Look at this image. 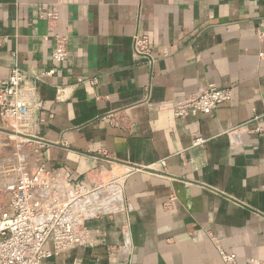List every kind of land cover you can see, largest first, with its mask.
<instances>
[{"label":"crops","instance_id":"1","mask_svg":"<svg viewBox=\"0 0 264 264\" xmlns=\"http://www.w3.org/2000/svg\"><path fill=\"white\" fill-rule=\"evenodd\" d=\"M261 21L264 0H0V81L15 66L33 80V159L99 188L95 243L44 264H224L218 247L264 264ZM137 32L152 64L133 53ZM208 84L231 99L175 118L171 105ZM5 130L0 118L2 146Z\"/></svg>","mask_w":264,"mask_h":264},{"label":"built area","instance_id":"2","mask_svg":"<svg viewBox=\"0 0 264 264\" xmlns=\"http://www.w3.org/2000/svg\"><path fill=\"white\" fill-rule=\"evenodd\" d=\"M37 11L39 19L51 25L56 23V12L43 6H38ZM257 37L264 41V21L259 24ZM133 53L152 64L149 42L138 32L133 36ZM67 57V37L56 34L52 58L62 63ZM52 73L47 71L35 80ZM32 82L16 66L6 80L0 81V118L6 131L15 135H24L25 122L33 106ZM230 99V90L208 84L174 102L171 111L177 119L190 113L207 115ZM40 106L39 101L34 104L35 108ZM203 141L197 137L192 145H200ZM12 171L17 173L15 181L0 189V264H44L72 249L95 243L85 223L97 215L94 211L99 188L71 181L69 174L62 170L47 171L34 159L27 162L23 155ZM218 251L224 264H238L235 253L221 247ZM244 264L261 263L248 259Z\"/></svg>","mask_w":264,"mask_h":264},{"label":"rangeland","instance_id":"3","mask_svg":"<svg viewBox=\"0 0 264 264\" xmlns=\"http://www.w3.org/2000/svg\"><path fill=\"white\" fill-rule=\"evenodd\" d=\"M29 145V140L15 137H11L4 146L0 144V189L15 181L17 173L12 169L18 166L22 155L27 162L33 159Z\"/></svg>","mask_w":264,"mask_h":264},{"label":"water","instance_id":"4","mask_svg":"<svg viewBox=\"0 0 264 264\" xmlns=\"http://www.w3.org/2000/svg\"><path fill=\"white\" fill-rule=\"evenodd\" d=\"M5 132H6V133H9V134H11V135H15V134H13V133L10 132V131H6V130H5ZM17 136H18V137H22V138H27V139H29V140H33V141H40L39 139H37V138H35V137H29V136H25V135H21V134H17Z\"/></svg>","mask_w":264,"mask_h":264},{"label":"bare ground","instance_id":"5","mask_svg":"<svg viewBox=\"0 0 264 264\" xmlns=\"http://www.w3.org/2000/svg\"><path fill=\"white\" fill-rule=\"evenodd\" d=\"M10 137H15V138H22V137H18L17 135H10ZM22 139H26V138H22ZM110 189V188H109ZM113 189V188H112ZM115 191V190H114ZM100 193V192H99ZM112 193V192H111ZM111 193H110V195H111ZM104 194V193H103ZM114 194V193H113ZM117 195V194H116ZM98 199V198H97ZM113 200V199H112ZM100 201V200H99ZM110 202V201H109ZM108 204V203H107ZM102 209V208H101Z\"/></svg>","mask_w":264,"mask_h":264}]
</instances>
